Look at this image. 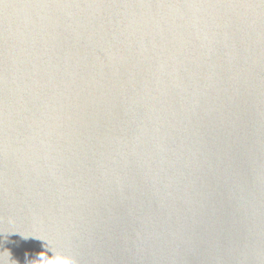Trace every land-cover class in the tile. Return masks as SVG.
I'll use <instances>...</instances> for the list:
<instances>
[{"label": "water", "instance_id": "95a60500", "mask_svg": "<svg viewBox=\"0 0 264 264\" xmlns=\"http://www.w3.org/2000/svg\"><path fill=\"white\" fill-rule=\"evenodd\" d=\"M264 264V0H0V264Z\"/></svg>", "mask_w": 264, "mask_h": 264}, {"label": "clouds", "instance_id": "9594fccd", "mask_svg": "<svg viewBox=\"0 0 264 264\" xmlns=\"http://www.w3.org/2000/svg\"><path fill=\"white\" fill-rule=\"evenodd\" d=\"M56 264H73V261L70 257L65 256L63 253H60V255L56 259Z\"/></svg>", "mask_w": 264, "mask_h": 264}]
</instances>
